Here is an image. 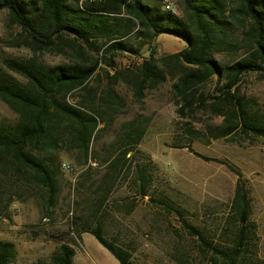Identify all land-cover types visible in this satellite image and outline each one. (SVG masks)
Masks as SVG:
<instances>
[{"label":"trees","instance_id":"1","mask_svg":"<svg viewBox=\"0 0 264 264\" xmlns=\"http://www.w3.org/2000/svg\"><path fill=\"white\" fill-rule=\"evenodd\" d=\"M175 1L181 16L165 10L164 0H86L81 5L80 0H0V13L7 11L9 23L23 33L21 41L14 45L23 46L34 55L65 54L71 50L75 58L71 63L55 66L35 56L0 60V101L17 116L12 123L0 124V168L12 169L26 182L39 186L46 195L47 206L52 207L62 165L59 150L66 146L77 149L80 157L87 159L92 141L104 129L99 125L124 105L113 87L118 79L137 102H142L145 92L155 90L169 77L173 80V95L178 105L182 103L179 112L193 111L197 101L205 107L211 100L213 113L223 117L220 137L237 132L264 140V114L240 94L244 76L264 71V0H234L231 6L226 0ZM238 26L243 31L236 39ZM132 33L137 41L149 45V56L138 65L118 68L114 59L117 53L139 55V47L127 41ZM163 34L183 40L186 47L155 59V41ZM241 44L248 51L246 57L230 64L215 58V54ZM103 68L106 83L98 94V88L89 82ZM108 70H113V74L109 75ZM212 78L219 94L198 95ZM72 93L79 97L76 104L67 101ZM129 126L122 142L115 145L119 156L109 162L114 171L125 166L126 152L132 151L143 134L140 120ZM138 183L139 192L147 195L146 176L140 175ZM106 185L93 202L88 224L77 233L93 235L119 264H138L128 250L104 235L105 226L99 215L111 189V184ZM231 216L237 228L228 246L209 241L202 230L187 221L183 228L199 240L202 252L214 263L258 264L246 262L243 257L253 226L248 224V191L242 182L235 188ZM14 254L12 242L0 241V264H8ZM74 254L73 247L63 243L48 262L36 264H73Z\"/></svg>","mask_w":264,"mask_h":264},{"label":"rangeland","instance_id":"2","mask_svg":"<svg viewBox=\"0 0 264 264\" xmlns=\"http://www.w3.org/2000/svg\"><path fill=\"white\" fill-rule=\"evenodd\" d=\"M86 0H80V5ZM181 16L175 0H170ZM229 6L234 0H226ZM163 3V2H162ZM126 17V16H124ZM238 26L235 38L242 36ZM135 32V31H134ZM23 33L9 23L7 11L0 13V60L3 57L27 59L35 56L47 65L55 66L74 61V52L34 55L29 49L14 45ZM139 55L117 53L118 68L138 65L149 56V45L137 41L135 33L127 38ZM186 43L172 35L156 38L155 59L173 54ZM244 45L215 54L219 61L230 64L246 57ZM105 69L90 80L105 88ZM109 75L113 70L107 71ZM19 80L21 77L16 75ZM173 80L149 91L137 102L127 86H113L120 92L124 105L112 118L99 125L87 159L77 149L62 147L60 164H71L74 173L60 168L58 193L52 207L47 206L44 191L36 184L23 180L12 169L0 168V241L12 242L14 257L8 264L48 262L61 244L75 250L73 264H119V262L87 232L77 233L88 224L91 208L98 195L106 190L107 200L99 217L103 219L104 235L128 250L138 264H219L202 252L199 240L189 236L183 222L203 231L209 241L228 246L237 228L232 216V201L239 182L248 191L249 239L244 261L264 264V140L233 133L219 136L223 117L215 115L211 105L195 103L193 111L179 112L181 105L172 91ZM218 95L215 78L210 79L198 95ZM240 94L251 100L252 106L264 114V71L250 73L240 82ZM77 93L67 96L71 104L78 102ZM17 116L0 101V124L12 123ZM140 120L143 134L132 151H127V163L114 171L109 162L118 157L116 143L122 142L129 123ZM196 154L208 158L202 159ZM233 168L241 176H238ZM146 176L148 194L138 190L140 175ZM90 223V222H89ZM91 226L93 223H90ZM249 226V225H248Z\"/></svg>","mask_w":264,"mask_h":264},{"label":"built area","instance_id":"3","mask_svg":"<svg viewBox=\"0 0 264 264\" xmlns=\"http://www.w3.org/2000/svg\"><path fill=\"white\" fill-rule=\"evenodd\" d=\"M163 4H164L165 10L170 11L175 15L179 14L178 10L175 8V6L170 0H164ZM61 169L71 174L74 173V170H75V168L71 164H68V163H62Z\"/></svg>","mask_w":264,"mask_h":264},{"label":"crops","instance_id":"4","mask_svg":"<svg viewBox=\"0 0 264 264\" xmlns=\"http://www.w3.org/2000/svg\"><path fill=\"white\" fill-rule=\"evenodd\" d=\"M121 86V87H123V86H125V83H123V81L121 80V79H118L117 81H116V86ZM119 95H120V92L118 91V90H115ZM148 92H145V97H146V94H147ZM144 100V99H143ZM142 100V101H143Z\"/></svg>","mask_w":264,"mask_h":264}]
</instances>
